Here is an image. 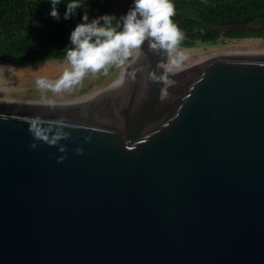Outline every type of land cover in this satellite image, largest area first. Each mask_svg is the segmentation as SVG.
Masks as SVG:
<instances>
[{"label": "water", "instance_id": "95a60500", "mask_svg": "<svg viewBox=\"0 0 264 264\" xmlns=\"http://www.w3.org/2000/svg\"><path fill=\"white\" fill-rule=\"evenodd\" d=\"M162 60L145 42L108 92L0 99V264H264V49L183 67L165 99Z\"/></svg>", "mask_w": 264, "mask_h": 264}, {"label": "clouds", "instance_id": "9594fccd", "mask_svg": "<svg viewBox=\"0 0 264 264\" xmlns=\"http://www.w3.org/2000/svg\"><path fill=\"white\" fill-rule=\"evenodd\" d=\"M60 2L50 0V15L56 20L60 19L57 8ZM82 7L81 0H70L64 19L75 15L76 10ZM175 11L173 0H133L127 13L119 19L115 14L105 13L90 20L85 12L81 22L71 31L70 46L65 48L66 61L70 67L56 80L38 78L35 82L37 88L60 93L81 84L89 73L107 74L113 66L125 68V76L115 82L116 86L125 83V77L134 81L142 69L132 67L128 71L126 65L130 66L133 58L142 53L147 42L148 51L164 57L157 64L160 71L150 72L149 78L162 85L160 98L165 99L168 89L175 84L171 77L183 69L188 58L186 51L181 48L185 34L172 20ZM30 130H34L38 138L47 140L35 122ZM31 147H35V144Z\"/></svg>", "mask_w": 264, "mask_h": 264}, {"label": "trees", "instance_id": "16d2710c", "mask_svg": "<svg viewBox=\"0 0 264 264\" xmlns=\"http://www.w3.org/2000/svg\"><path fill=\"white\" fill-rule=\"evenodd\" d=\"M57 5L60 19L50 15V0H0V65L34 64L45 60L66 59L70 34L87 12L89 19L105 13H118L114 0H81L82 8L64 19L66 5ZM174 5L190 8L213 24L258 22L264 20V0H173ZM174 23L185 34L183 47L199 43L216 44L224 39L260 37V30H218L206 26L195 13L175 8Z\"/></svg>", "mask_w": 264, "mask_h": 264}, {"label": "rangeland", "instance_id": "374dc122", "mask_svg": "<svg viewBox=\"0 0 264 264\" xmlns=\"http://www.w3.org/2000/svg\"><path fill=\"white\" fill-rule=\"evenodd\" d=\"M181 48L186 51L188 57L184 62L183 67H185L214 54L264 49V39L260 37L222 39L216 44L199 43L191 47L181 46ZM69 67L66 59L45 60L34 64H2L0 65V99H75L87 97L97 91L106 92L110 90L121 77L124 69L113 66L109 68L107 74L103 72L89 73L81 84L60 93L42 91L37 88L35 82L38 78L56 80Z\"/></svg>", "mask_w": 264, "mask_h": 264}, {"label": "bare ground", "instance_id": "6f19581e", "mask_svg": "<svg viewBox=\"0 0 264 264\" xmlns=\"http://www.w3.org/2000/svg\"><path fill=\"white\" fill-rule=\"evenodd\" d=\"M142 59V53L138 56V57H134L133 58V62L131 63V65L130 66H127L126 65V67H127V70L128 71H130L131 70V68L132 67H136V65L138 64V62L140 61ZM122 76H125V68L123 69V71H122V74H121V77ZM121 77L119 78V79H121ZM118 79V80H119ZM116 87V85L114 84L113 86H112V88H110V90H112V89H114ZM110 90H108V91H110ZM108 91H106V92H108ZM93 93V92H92ZM101 93H105V91H97V92H95V93H93L92 95H89V96H93V95H97V94H101ZM89 96H87V97H89ZM85 97V96H84ZM78 98V97H77Z\"/></svg>", "mask_w": 264, "mask_h": 264}]
</instances>
